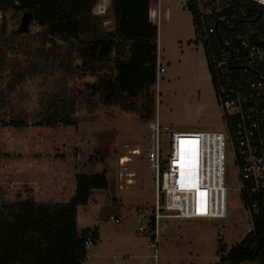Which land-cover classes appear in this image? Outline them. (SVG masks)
<instances>
[{
    "label": "rangeland",
    "instance_id": "374dc122",
    "mask_svg": "<svg viewBox=\"0 0 264 264\" xmlns=\"http://www.w3.org/2000/svg\"><path fill=\"white\" fill-rule=\"evenodd\" d=\"M189 1L149 0L157 40L147 44L119 43L111 36L110 0H98L84 13L78 38L67 41L34 21L20 31L25 13L1 14L0 25L6 26L5 39L0 38L2 215L26 200L67 203L76 175L104 173L108 188L93 190L87 205L77 208L78 231L98 233L83 264H216L220 240L229 249L244 239L252 222L228 157L225 218L164 219L154 247L150 233L138 232L153 219L149 124L158 119L164 140L172 131L223 130ZM208 1L195 0L201 11ZM158 64L164 72H157ZM117 77L123 84L116 99L107 101L101 89ZM53 113V120L67 114L70 125H48ZM16 119L26 126H6ZM56 181L62 189H53Z\"/></svg>",
    "mask_w": 264,
    "mask_h": 264
},
{
    "label": "built area",
    "instance_id": "2783aa9c",
    "mask_svg": "<svg viewBox=\"0 0 264 264\" xmlns=\"http://www.w3.org/2000/svg\"><path fill=\"white\" fill-rule=\"evenodd\" d=\"M208 3L202 11L198 9L193 22L196 41L205 51L214 94L222 108L223 130L172 131L164 140L158 119L149 124L151 141L146 157L155 181L154 227L149 226L150 219L138 231L150 233L154 242H150L151 247L158 242L159 223L164 219L226 217L227 157L228 168L238 176L240 197L243 191L246 193L250 217H264V0ZM157 72H164L159 64ZM180 140L186 141L189 150L188 173L196 161L192 179L196 188L178 173L176 148ZM84 244L88 249L93 242L87 238Z\"/></svg>",
    "mask_w": 264,
    "mask_h": 264
},
{
    "label": "trees",
    "instance_id": "16d2710c",
    "mask_svg": "<svg viewBox=\"0 0 264 264\" xmlns=\"http://www.w3.org/2000/svg\"><path fill=\"white\" fill-rule=\"evenodd\" d=\"M98 0H0V12L25 13L39 27L67 41L77 39L81 32L84 13L89 12ZM155 1V0H154ZM115 29L112 37L119 43L134 42L147 44L157 40V28L150 21L149 0H110ZM188 10L192 18L198 13L195 0L190 2ZM6 26L0 25V38L5 39ZM93 47H90L92 50ZM123 81L117 77L107 80L101 89L106 100H115ZM53 113L48 125L54 122L70 125L65 114L57 120ZM6 126L24 128L26 123L18 119ZM75 193L64 204L44 205L26 200L12 208L7 214L0 213V264H83L87 257L85 241L98 239L97 229H77V208L85 206L93 190L108 188L104 173L76 175ZM246 193L241 199L246 207ZM252 229L237 245L227 248L219 242L216 264H262L264 258V217L251 215ZM150 227H154L153 219Z\"/></svg>",
    "mask_w": 264,
    "mask_h": 264
},
{
    "label": "bare ground",
    "instance_id": "6f19581e",
    "mask_svg": "<svg viewBox=\"0 0 264 264\" xmlns=\"http://www.w3.org/2000/svg\"><path fill=\"white\" fill-rule=\"evenodd\" d=\"M154 15V18H155V14ZM186 141L184 140H180L178 141L177 143V161H176V165H177V168H178V173H180V176H183L182 179H185V182L188 183V185H193L192 187H195L196 188V182L194 181L193 182V177L195 175V171H196V161L194 163V166H193V171H191V174L188 173L189 170H186V163H187V157H188V154L186 155L187 152H189V150L186 148ZM192 145L193 147L195 148L196 147V141H193L192 142ZM139 151H134L133 153L134 154H137ZM131 183V181H130ZM223 193H224V186H222L220 188ZM198 194H200L198 192ZM224 196V195H223ZM224 198V197H223Z\"/></svg>",
    "mask_w": 264,
    "mask_h": 264
},
{
    "label": "crops",
    "instance_id": "0c3cea01",
    "mask_svg": "<svg viewBox=\"0 0 264 264\" xmlns=\"http://www.w3.org/2000/svg\"><path fill=\"white\" fill-rule=\"evenodd\" d=\"M151 5V4H150ZM155 12H154V10H153V8H152V6H150V9H149V18H150V20H151V18L152 19H154V14ZM59 180V179H58ZM108 180V179H107ZM58 181H56V183H54V187L52 186V183L50 182V185L53 187V189H55V188H61L60 186H58ZM63 183V182H62ZM62 183H61V186H62ZM62 189V188H61ZM77 225H78V217H77ZM139 232V231H138ZM88 251V250H87ZM157 255V254H156ZM87 256H88V253H87ZM156 258L158 259V256H156ZM86 259H87V257H86ZM86 259H85V261H86ZM140 260H142V258H138V261L140 262ZM84 263V262H83ZM155 264H158L157 263V261L155 262Z\"/></svg>",
    "mask_w": 264,
    "mask_h": 264
},
{
    "label": "water",
    "instance_id": "95a60500",
    "mask_svg": "<svg viewBox=\"0 0 264 264\" xmlns=\"http://www.w3.org/2000/svg\"><path fill=\"white\" fill-rule=\"evenodd\" d=\"M30 16L28 14H25L22 21H21V25L19 27L20 31H25L28 27V23L30 22Z\"/></svg>",
    "mask_w": 264,
    "mask_h": 264
}]
</instances>
